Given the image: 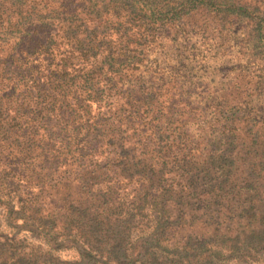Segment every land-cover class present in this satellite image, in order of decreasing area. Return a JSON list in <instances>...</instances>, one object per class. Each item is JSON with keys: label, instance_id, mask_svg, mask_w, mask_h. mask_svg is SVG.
<instances>
[{"label": "trees", "instance_id": "trees-1", "mask_svg": "<svg viewBox=\"0 0 264 264\" xmlns=\"http://www.w3.org/2000/svg\"><path fill=\"white\" fill-rule=\"evenodd\" d=\"M0 264H264V0H0Z\"/></svg>", "mask_w": 264, "mask_h": 264}, {"label": "rangeland", "instance_id": "rangeland-1", "mask_svg": "<svg viewBox=\"0 0 264 264\" xmlns=\"http://www.w3.org/2000/svg\"><path fill=\"white\" fill-rule=\"evenodd\" d=\"M69 253H71V252H69ZM72 254V253H71Z\"/></svg>", "mask_w": 264, "mask_h": 264}]
</instances>
